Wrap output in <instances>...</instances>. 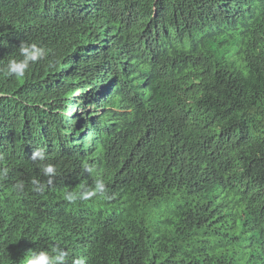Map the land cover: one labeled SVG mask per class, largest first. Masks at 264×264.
I'll return each mask as SVG.
<instances>
[{"label":"trees","instance_id":"trees-1","mask_svg":"<svg viewBox=\"0 0 264 264\" xmlns=\"http://www.w3.org/2000/svg\"><path fill=\"white\" fill-rule=\"evenodd\" d=\"M22 44L45 58L5 77ZM254 240L248 264L264 0H0V264H233Z\"/></svg>","mask_w":264,"mask_h":264},{"label":"clouds","instance_id":"clouds-1","mask_svg":"<svg viewBox=\"0 0 264 264\" xmlns=\"http://www.w3.org/2000/svg\"><path fill=\"white\" fill-rule=\"evenodd\" d=\"M19 59L13 58L10 59L7 63L6 69L3 70V75L5 77H14L15 79H23L27 71L30 67L45 58L46 50L42 47H38L35 44H22L18 50ZM101 88L105 87V84H100ZM88 132V136H90L91 132L89 129H86ZM47 172H51L52 168L48 167L46 169ZM251 248L247 249L243 254L238 256V260L233 262V264H248V262H254V254H261V244L259 241L254 240V242L250 241ZM65 259V254L60 253L59 255L50 256L45 251L33 252L26 264H63ZM73 264H83L82 260H75ZM254 264H264V261H258Z\"/></svg>","mask_w":264,"mask_h":264},{"label":"bare ground","instance_id":"bare-ground-1","mask_svg":"<svg viewBox=\"0 0 264 264\" xmlns=\"http://www.w3.org/2000/svg\"><path fill=\"white\" fill-rule=\"evenodd\" d=\"M98 29V28H97ZM100 30V29H99ZM101 31V30H100ZM97 33V32H96Z\"/></svg>","mask_w":264,"mask_h":264},{"label":"rangeland","instance_id":"rangeland-1","mask_svg":"<svg viewBox=\"0 0 264 264\" xmlns=\"http://www.w3.org/2000/svg\"><path fill=\"white\" fill-rule=\"evenodd\" d=\"M236 249H238V248H236Z\"/></svg>","mask_w":264,"mask_h":264}]
</instances>
